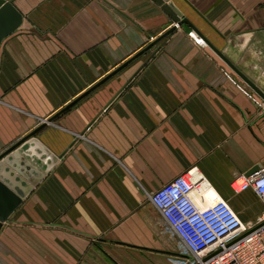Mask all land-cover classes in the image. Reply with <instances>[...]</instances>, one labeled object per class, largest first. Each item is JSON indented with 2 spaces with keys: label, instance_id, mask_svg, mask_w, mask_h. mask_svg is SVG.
Segmentation results:
<instances>
[{
  "label": "crops",
  "instance_id": "0c3cea01",
  "mask_svg": "<svg viewBox=\"0 0 264 264\" xmlns=\"http://www.w3.org/2000/svg\"><path fill=\"white\" fill-rule=\"evenodd\" d=\"M14 7L0 156L45 124L31 141L57 161L4 224L0 264H172L149 197L193 168L258 220L259 199L231 183L264 168V0Z\"/></svg>",
  "mask_w": 264,
  "mask_h": 264
},
{
  "label": "built area",
  "instance_id": "2783aa9c",
  "mask_svg": "<svg viewBox=\"0 0 264 264\" xmlns=\"http://www.w3.org/2000/svg\"><path fill=\"white\" fill-rule=\"evenodd\" d=\"M231 189L234 196L251 191L259 199L255 223L243 222L197 168L150 195L162 234L175 243L172 264H264V168L233 181Z\"/></svg>",
  "mask_w": 264,
  "mask_h": 264
},
{
  "label": "water",
  "instance_id": "95a60500",
  "mask_svg": "<svg viewBox=\"0 0 264 264\" xmlns=\"http://www.w3.org/2000/svg\"><path fill=\"white\" fill-rule=\"evenodd\" d=\"M21 22L22 17L14 7V0H0V45L19 28ZM152 47L153 45L149 49ZM44 126L45 124L0 156V232L10 216L57 161L56 158L54 162L49 160L51 156H47L36 141H31ZM260 169L261 167H255L246 177Z\"/></svg>",
  "mask_w": 264,
  "mask_h": 264
},
{
  "label": "bare ground",
  "instance_id": "6f19581e",
  "mask_svg": "<svg viewBox=\"0 0 264 264\" xmlns=\"http://www.w3.org/2000/svg\"><path fill=\"white\" fill-rule=\"evenodd\" d=\"M203 189H201V192H206L205 186L202 187ZM212 197H214L213 194H211Z\"/></svg>",
  "mask_w": 264,
  "mask_h": 264
}]
</instances>
